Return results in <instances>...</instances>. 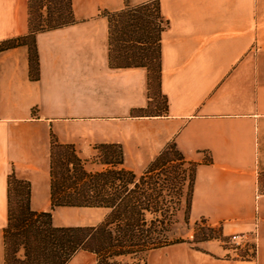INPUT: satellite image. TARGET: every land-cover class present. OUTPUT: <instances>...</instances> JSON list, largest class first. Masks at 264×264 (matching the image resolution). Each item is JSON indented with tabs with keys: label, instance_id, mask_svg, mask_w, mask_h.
<instances>
[{
	"label": "crops",
	"instance_id": "0c3cea01",
	"mask_svg": "<svg viewBox=\"0 0 264 264\" xmlns=\"http://www.w3.org/2000/svg\"><path fill=\"white\" fill-rule=\"evenodd\" d=\"M157 1L167 24L155 92L145 67L110 61L105 13L125 0H70L73 22L34 33L36 77L27 44L0 52V264L12 172L53 225L104 221L103 207L50 209L52 137L82 160L119 144L135 173L172 143L195 163L189 218L254 241V254L241 256L207 240L192 264H264V0ZM29 32L30 0H0V41ZM160 93L163 110L148 112ZM79 257L66 264H86Z\"/></svg>",
	"mask_w": 264,
	"mask_h": 264
},
{
	"label": "trees",
	"instance_id": "16d2710c",
	"mask_svg": "<svg viewBox=\"0 0 264 264\" xmlns=\"http://www.w3.org/2000/svg\"><path fill=\"white\" fill-rule=\"evenodd\" d=\"M31 3L32 0H30L29 35L0 41V52L27 44L31 73L36 77L38 53L34 33L71 23L73 17L70 0H66L69 20L52 24L49 20L39 22L42 13L40 14L38 10V18L33 19L35 12ZM105 15L109 22L111 64L120 67H145L150 79L153 71L149 64L155 63L157 81L160 70V35L167 24L160 14L158 1L150 0L131 5L125 0L122 9L106 12ZM131 58L133 61H129ZM137 58L142 60L136 61ZM121 59H124L123 62ZM171 146L175 150L177 159L186 161L172 143ZM95 148L98 151L97 157H100L99 161L105 165V168L90 172L86 170L85 161L77 156L72 145L60 144L52 137L50 209L62 206L104 207L110 209L105 220L95 227L53 225L50 210L39 212L31 210L30 183L19 179L12 172L8 176V224L4 229L5 264H9L10 257L15 264H66L79 249L84 248L88 239L92 240V249L98 254L111 249L113 255H124L136 252L135 250H151L163 245L160 241L165 228L163 222L156 220L157 217L148 222L143 218L145 212L156 215L162 209L157 205L146 203L145 190L141 189L139 192L136 173L122 166L121 145L102 143ZM167 152L166 147L148 164L147 169L139 175L141 180L171 160L166 159ZM159 163L160 166L157 167ZM189 163L193 167L187 189V211L190 209L195 166L194 162L189 161ZM14 194L21 198L16 206L13 203ZM112 224L115 227H109ZM19 247L23 248L22 259L16 256Z\"/></svg>",
	"mask_w": 264,
	"mask_h": 264
},
{
	"label": "rangeland",
	"instance_id": "374dc122",
	"mask_svg": "<svg viewBox=\"0 0 264 264\" xmlns=\"http://www.w3.org/2000/svg\"><path fill=\"white\" fill-rule=\"evenodd\" d=\"M31 5L33 12H35L33 19L38 18V10L40 14L42 13V18H39V22L41 20L43 22L49 20L50 24H52L69 20L66 0H32ZM123 60L121 59V62ZM137 60L142 59L137 58ZM129 61H133V58ZM149 66L151 71H153L150 74V82L151 85H154L155 92L157 68L155 63H151ZM151 106L153 108L149 109L148 112H157V110L160 112L163 110L164 98L161 93L153 98ZM167 149L166 159L171 160L168 163L164 161L166 165L161 166L155 172L147 174L142 180L139 175L147 169L148 165L141 173H136V183L139 185V192H141V189L145 190L146 203L157 205L162 209L156 215L145 212L143 218L148 222L157 217L156 220L163 222L162 225H165V228L160 236V241L163 242V245L151 250H135L136 252L124 255H113L111 249H106V251L104 250L98 254L92 249V240L88 239L86 244H84V248L79 249L69 260L78 253L82 255L79 258L86 264H103L104 262L108 264H192L193 262L195 263V257L193 258L192 254L197 253V251L202 252L201 243L207 240L218 241L223 248L229 249L233 255L251 256L254 254V241H251L247 233L245 234L248 242L244 247L239 248L240 252L238 253L231 251L229 246H227V240H229L230 235H223L219 226L210 225L203 218L195 221L189 218V211L186 210L187 189L193 166L187 160L179 161L171 144H168ZM97 155L98 151L95 156L84 160L87 171L94 172L105 168V165L100 163V157H97ZM158 166H160V163ZM20 201L21 198L16 197L14 194V205L16 206L17 202L19 203ZM106 209L102 210L106 213L104 215L105 218L110 211V209ZM109 227L113 228L115 226L112 224ZM202 255L200 254V257ZM16 256L20 259L23 258V248L19 247ZM9 264H15L12 257H10Z\"/></svg>",
	"mask_w": 264,
	"mask_h": 264
},
{
	"label": "built area",
	"instance_id": "2783aa9c",
	"mask_svg": "<svg viewBox=\"0 0 264 264\" xmlns=\"http://www.w3.org/2000/svg\"><path fill=\"white\" fill-rule=\"evenodd\" d=\"M248 242L247 235L243 233H232L227 240V246H229L230 250L238 251L239 248L244 247Z\"/></svg>",
	"mask_w": 264,
	"mask_h": 264
}]
</instances>
